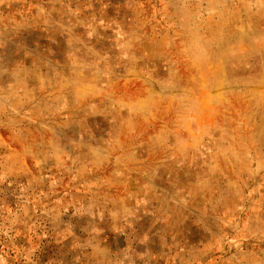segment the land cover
Wrapping results in <instances>:
<instances>
[{
  "label": "rangeland",
  "instance_id": "rangeland-1",
  "mask_svg": "<svg viewBox=\"0 0 264 264\" xmlns=\"http://www.w3.org/2000/svg\"><path fill=\"white\" fill-rule=\"evenodd\" d=\"M0 264H264V0H0Z\"/></svg>",
  "mask_w": 264,
  "mask_h": 264
}]
</instances>
